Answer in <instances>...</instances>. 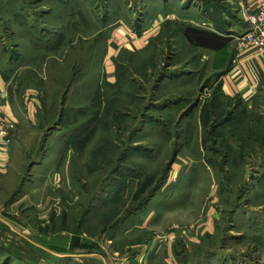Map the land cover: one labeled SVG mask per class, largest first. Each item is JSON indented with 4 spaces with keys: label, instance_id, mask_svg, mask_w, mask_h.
Here are the masks:
<instances>
[{
    "label": "rangeland",
    "instance_id": "rangeland-1",
    "mask_svg": "<svg viewBox=\"0 0 264 264\" xmlns=\"http://www.w3.org/2000/svg\"><path fill=\"white\" fill-rule=\"evenodd\" d=\"M229 1L0 0V264H123L140 232L208 220L215 235L178 244L179 263L260 264L264 86L247 118L221 96L225 60L150 38L156 11L204 12L213 29ZM75 236L97 250L74 253Z\"/></svg>",
    "mask_w": 264,
    "mask_h": 264
},
{
    "label": "crops",
    "instance_id": "crops-1",
    "mask_svg": "<svg viewBox=\"0 0 264 264\" xmlns=\"http://www.w3.org/2000/svg\"><path fill=\"white\" fill-rule=\"evenodd\" d=\"M230 7L233 8L231 12V22L225 20L219 21L217 26L213 29L211 24H207V15L202 14L193 16L192 12H182L181 14L174 13L162 19L159 12L153 18L152 33L150 38L156 40L157 38L166 39H184V43L188 44L186 47L188 51H200L201 55L198 56L200 61L208 60V53H212L214 57L221 58L226 61L227 66L221 65V70H225L224 74L220 77V93L221 96L235 100L239 104V113L244 114L249 118L251 115H259V92L264 86V57H258L255 54L248 53L242 57L237 58L236 38L240 35V27L244 23L245 14L244 10L247 7L255 6L259 0H230ZM178 11V9H177ZM158 14V16H157ZM203 15V16H202ZM222 15V14H221ZM156 16V17H155ZM193 16V17H192ZM205 16V17H204ZM223 17V16H222ZM223 21L226 26H223ZM213 25V24H212ZM232 25V26H231ZM222 27V29L220 28ZM233 27V30L231 28ZM168 29V32L165 30ZM237 32V33H236ZM168 34V35H166ZM161 35H166L162 36ZM149 38V40H150ZM147 39V41H149ZM131 42L129 36L124 34V45ZM195 49V50H194ZM209 55V54H208ZM237 58V59H236ZM233 59L237 62L233 63ZM207 62V61H206ZM208 63H206L207 65ZM209 68V65L207 66ZM208 70V69H207ZM4 85L0 80V107L1 112H5L4 108ZM7 110L5 118L7 117ZM260 116V115H259ZM261 117H264L261 115ZM4 147L0 145V161L5 159L6 152L3 151ZM249 167L248 165H246ZM259 179V178H257ZM264 182V173L259 179ZM236 217V216H235ZM235 221V220H234ZM245 220L239 228H248L249 225ZM234 227H236L234 225ZM203 231L200 234H192L189 231H175L170 234L161 232H147L142 231L145 235L143 240H131L126 244V251H131L125 258L122 259L123 264H181L178 261L175 248L179 247L182 243L188 252H192L196 246L202 244L203 238L215 235V231L211 226V220L205 221ZM135 227L127 229L126 235L132 237ZM237 232V230L235 231ZM260 255V264H264V246H260L258 253ZM216 255L215 253L213 256ZM210 255L205 256V262L201 264H251L238 260L235 257L230 258H217ZM104 264H107L104 261Z\"/></svg>",
    "mask_w": 264,
    "mask_h": 264
},
{
    "label": "built area",
    "instance_id": "built-area-1",
    "mask_svg": "<svg viewBox=\"0 0 264 264\" xmlns=\"http://www.w3.org/2000/svg\"><path fill=\"white\" fill-rule=\"evenodd\" d=\"M244 14L241 33L236 38L237 58L248 53L264 57V0H259L255 6L247 7ZM236 59L233 60V64L237 62ZM5 138V132H0V139Z\"/></svg>",
    "mask_w": 264,
    "mask_h": 264
},
{
    "label": "trees",
    "instance_id": "trees-1",
    "mask_svg": "<svg viewBox=\"0 0 264 264\" xmlns=\"http://www.w3.org/2000/svg\"><path fill=\"white\" fill-rule=\"evenodd\" d=\"M222 16H221V18H222ZM223 26L224 27L226 26V23H224V21H223ZM153 185H154V178L149 179L148 182H146L143 185L142 189L140 190V195L145 194L147 192V190H149L150 188L153 187ZM70 248L74 253L84 254V253H90V252L96 251L97 245H90V244L83 243L79 236H75L72 239V242L70 244Z\"/></svg>",
    "mask_w": 264,
    "mask_h": 264
}]
</instances>
